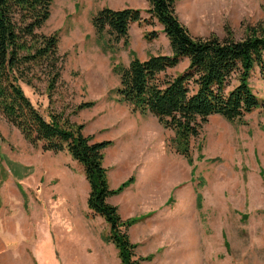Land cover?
<instances>
[{
	"label": "rangeland",
	"instance_id": "374dc122",
	"mask_svg": "<svg viewBox=\"0 0 264 264\" xmlns=\"http://www.w3.org/2000/svg\"><path fill=\"white\" fill-rule=\"evenodd\" d=\"M106 3L148 9L147 0H54L40 32L59 33L62 79L51 95L46 81L36 82V89L23 85L25 93L45 117L63 114L85 125L86 136L113 141L105 155L111 188L130 177L135 183L109 202L124 220L144 218L129 235L139 245L137 256H152L145 264H264V108L241 121L211 117L191 141L189 164L172 150L171 130L149 113H134L115 93L120 79L114 64L127 67L134 57L171 54L162 27L132 25L129 48L99 39L92 18ZM263 5L264 0H179L176 14L194 38H222L229 28L240 39L247 26L264 23ZM152 31L158 36L148 40ZM186 65L167 73L174 76ZM250 86L264 103V80L255 74ZM85 102L96 105L76 113ZM3 154L14 173L17 165ZM69 158L65 169L85 177L83 166ZM56 169L54 183L62 185L63 168ZM60 188V194H49L51 212L44 206L24 210L22 203L21 212L0 202V264H121L114 244L105 241L106 221L85 207L83 195L72 202Z\"/></svg>",
	"mask_w": 264,
	"mask_h": 264
},
{
	"label": "trees",
	"instance_id": "16d2710c",
	"mask_svg": "<svg viewBox=\"0 0 264 264\" xmlns=\"http://www.w3.org/2000/svg\"><path fill=\"white\" fill-rule=\"evenodd\" d=\"M147 1L145 12L103 8L93 16L92 26L99 39L108 37L111 44L123 43L126 48L130 47L132 25L157 23L162 27L171 54L152 55L146 60L134 57L127 67L114 64L113 73L120 79L115 93L134 113H149L164 129L171 130L172 150L192 164L191 141L198 138L211 117L241 121L264 108L250 86L255 74L264 80V23L247 26L240 39L229 28L224 29L222 38H194L176 14L179 0ZM53 2L0 0V115L31 145L56 154L67 151L83 166L90 186L88 209L110 227L105 241L114 244L121 264H145L152 256H137L139 245L129 235L144 218L124 220L119 208L109 202L135 183L130 177L118 188H111L105 155L113 141L86 136L85 125L74 124L63 114L45 117L24 91L23 85L36 89V82L46 81L51 95L62 79L59 33L40 32L51 18ZM157 36L152 31L146 37L153 40ZM183 61L187 65L180 73L168 75V70ZM95 105L82 103L76 113Z\"/></svg>",
	"mask_w": 264,
	"mask_h": 264
},
{
	"label": "crops",
	"instance_id": "0c3cea01",
	"mask_svg": "<svg viewBox=\"0 0 264 264\" xmlns=\"http://www.w3.org/2000/svg\"><path fill=\"white\" fill-rule=\"evenodd\" d=\"M120 10L129 7L115 8L110 3L105 8ZM132 8V7H130ZM117 121V120H116ZM118 122V121H117ZM124 123V121L122 122ZM3 152L11 156V162L16 166V171L10 173L4 161ZM3 156V157H2ZM9 158V157H8ZM67 151L61 153L45 152L41 146L31 145L22 135L21 131L11 125L0 115V202L6 205L14 204L18 209L22 203L31 206V210L38 212L40 206L47 208L51 212L49 204V194H60V187L64 185L63 198H70L72 202L78 197L85 200V207L88 209V181L81 173H72L65 169L66 160L69 161ZM133 159V157H132ZM130 159V160H132ZM71 161V160H70ZM62 169V185L55 184L57 169ZM110 173V170H109ZM60 183V182H59ZM84 185V189L82 186ZM31 193V194H29ZM29 194V197H28ZM78 196V197H77ZM82 199V198H81ZM63 201V205L64 202ZM25 210V209H24Z\"/></svg>",
	"mask_w": 264,
	"mask_h": 264
}]
</instances>
